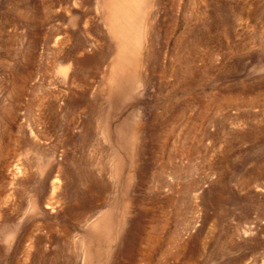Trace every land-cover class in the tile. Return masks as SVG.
<instances>
[{
    "label": "rangeland",
    "instance_id": "1",
    "mask_svg": "<svg viewBox=\"0 0 264 264\" xmlns=\"http://www.w3.org/2000/svg\"><path fill=\"white\" fill-rule=\"evenodd\" d=\"M140 6L0 0V264H264V0Z\"/></svg>",
    "mask_w": 264,
    "mask_h": 264
},
{
    "label": "bare ground",
    "instance_id": "2",
    "mask_svg": "<svg viewBox=\"0 0 264 264\" xmlns=\"http://www.w3.org/2000/svg\"><path fill=\"white\" fill-rule=\"evenodd\" d=\"M141 2L142 0H112L113 6L118 9L110 20L113 38L118 44L116 66L125 65V60L129 57L128 51L133 47L132 42L136 41L134 36L138 30L131 24L139 19Z\"/></svg>",
    "mask_w": 264,
    "mask_h": 264
}]
</instances>
